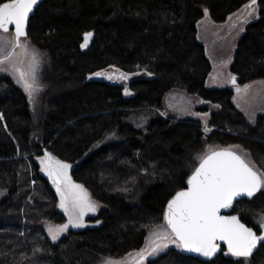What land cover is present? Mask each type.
Listing matches in <instances>:
<instances>
[{
    "label": "trees",
    "instance_id": "obj_1",
    "mask_svg": "<svg viewBox=\"0 0 264 264\" xmlns=\"http://www.w3.org/2000/svg\"><path fill=\"white\" fill-rule=\"evenodd\" d=\"M249 2L44 0L25 35L9 29L40 62L33 95L0 73V264H99L140 249L209 146L235 147L259 174L260 188L233 211L255 229L264 225V112L250 118L235 99L238 88L264 79V0L236 43L231 86H205L211 64L196 35L205 9L221 22ZM111 65L139 72L130 96L90 77ZM176 89L205 101L194 109L209 112V131L199 119L163 113ZM41 155L71 164V179L103 205L86 217L97 225L50 238L47 225L66 217ZM146 264H264V243L250 257L222 247L205 260L169 247Z\"/></svg>",
    "mask_w": 264,
    "mask_h": 264
},
{
    "label": "rangeland",
    "instance_id": "obj_2",
    "mask_svg": "<svg viewBox=\"0 0 264 264\" xmlns=\"http://www.w3.org/2000/svg\"><path fill=\"white\" fill-rule=\"evenodd\" d=\"M259 17L258 5L245 4L229 14L224 21H214L208 10L196 22V35L204 44L211 70L205 80L207 88H224L231 84V64L233 62L236 43L245 30L248 22ZM40 62L39 53L29 44L28 40L20 38L15 42L14 34L0 28V73L11 76L29 95L38 89L37 72ZM139 74L126 73L113 65L90 74L91 78L104 79L123 85V92L130 96L128 87L130 78ZM236 100L245 113L254 118L256 113L264 112V79L255 81L237 89ZM205 101L194 94L181 90L169 91L163 99V113L177 118L192 117L204 123V129L210 130L207 124L209 112H199L194 108L204 105ZM248 116V115H247ZM146 119L142 118V122ZM221 146H209L207 152ZM225 148L235 149L229 145ZM206 152V153H207ZM245 158V156H243ZM47 159V160H46ZM42 174L48 178L58 196V209L65 214L66 220L60 224L49 223L46 227L52 240H57L69 229H79L85 226L97 225L86 221V217L96 214L102 204L92 198L88 190L70 177L71 164L54 157H38ZM55 169L61 179L60 185L51 177L50 170ZM5 192L0 191V198ZM178 241L166 223L154 228L147 236L144 245L133 252L119 258L106 257L99 264H146L149 259L165 251L169 247H178Z\"/></svg>",
    "mask_w": 264,
    "mask_h": 264
},
{
    "label": "water",
    "instance_id": "obj_3",
    "mask_svg": "<svg viewBox=\"0 0 264 264\" xmlns=\"http://www.w3.org/2000/svg\"><path fill=\"white\" fill-rule=\"evenodd\" d=\"M42 1L10 0L2 4L0 28H13L16 39L25 35L30 16ZM234 79L232 75L230 86ZM50 174L60 185L57 171L52 168ZM260 185L259 174L241 155L230 148H218L199 161L186 187L168 200L165 223L183 250L197 258L210 259L221 246L234 255H252L264 243V225L257 229L247 225L233 206L249 198Z\"/></svg>",
    "mask_w": 264,
    "mask_h": 264
},
{
    "label": "flooded vegetation",
    "instance_id": "obj_4",
    "mask_svg": "<svg viewBox=\"0 0 264 264\" xmlns=\"http://www.w3.org/2000/svg\"><path fill=\"white\" fill-rule=\"evenodd\" d=\"M177 240V239H176ZM178 241V240H177ZM178 244H179V246L182 248V246H181V244L179 243V241H178ZM225 248L224 246H221V248ZM183 249V248H182ZM226 250V249H225ZM244 257H250L251 255H243ZM200 259V258H199ZM202 260H205V259H202Z\"/></svg>",
    "mask_w": 264,
    "mask_h": 264
}]
</instances>
